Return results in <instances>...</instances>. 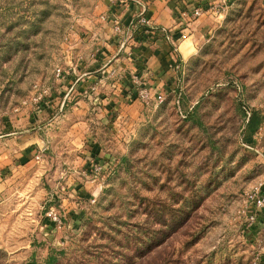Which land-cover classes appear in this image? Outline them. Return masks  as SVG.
<instances>
[{
  "label": "rangeland",
  "instance_id": "1",
  "mask_svg": "<svg viewBox=\"0 0 264 264\" xmlns=\"http://www.w3.org/2000/svg\"><path fill=\"white\" fill-rule=\"evenodd\" d=\"M91 6L0 0V120L34 103L43 89L36 85L50 87L65 37ZM200 52L169 79L168 90L158 89L162 104L144 105L137 127L117 139L103 133L113 160L100 162L104 181L96 182L102 189L95 203L74 194V209L53 205L61 224L44 220L45 202L20 223L0 222V264L85 263L87 250L107 249L91 246L94 237L107 243L115 236L127 247L141 233L153 241L132 264L146 256L145 264H264V210L250 199L264 186V0H236L223 19L215 17ZM79 171L93 178L92 170ZM161 210L170 227L154 223ZM252 213L260 220L250 223ZM137 225L153 230L138 232Z\"/></svg>",
  "mask_w": 264,
  "mask_h": 264
},
{
  "label": "crops",
  "instance_id": "2",
  "mask_svg": "<svg viewBox=\"0 0 264 264\" xmlns=\"http://www.w3.org/2000/svg\"><path fill=\"white\" fill-rule=\"evenodd\" d=\"M91 1L60 53L59 65L71 71L69 79L60 82L54 73L48 94L39 103L26 101L0 120L1 223L5 217H10L9 222H22L41 202L46 204L42 208L48 220L46 211L53 205H65L68 211L77 207L70 196L85 194L88 199L91 188L98 194L102 186L93 178L87 180L88 175L79 170H89L94 160L105 164L106 159L113 160L103 133L111 130L112 138H119L122 131L139 125L147 109L140 100L126 105L112 80L91 97L65 100L71 83L86 87L115 67L127 75L139 74L147 86L168 90L169 79L176 78L201 53L215 31V17L223 19L236 0H144L152 24L171 30L172 39L128 40L125 47L113 26L116 20L126 24L137 8L129 0ZM196 9L203 11L201 16H183ZM39 88L45 86L36 85ZM123 116L128 120L117 131Z\"/></svg>",
  "mask_w": 264,
  "mask_h": 264
},
{
  "label": "built area",
  "instance_id": "3",
  "mask_svg": "<svg viewBox=\"0 0 264 264\" xmlns=\"http://www.w3.org/2000/svg\"><path fill=\"white\" fill-rule=\"evenodd\" d=\"M124 2L126 0H110V2ZM132 4L137 8V11L130 18V20L126 24H122L120 21L116 20L113 29L115 36L119 39L120 45L125 47L128 40H151L157 39L159 37H164L168 40L172 39L171 30L167 28H159L152 24L151 20L147 16L148 5L144 0H129ZM216 11V9H215ZM203 11L201 9L194 10L193 14H189V12H183V16L186 17H199L201 16ZM73 26L71 28V32L73 31ZM66 40L69 39V35L65 37ZM94 57V55H92ZM55 77L58 81L63 82L67 81L70 77L71 71L65 68L62 65H58L55 70ZM127 79L129 80V84L127 83ZM108 80L113 81V86L115 88H120L121 99L123 102L128 105L129 99L131 96H134L135 100H140L145 106L156 104V106L162 104L165 101V95L160 93L156 87L147 86L144 84V80L137 73H130L127 75L125 72H121L118 68H111L110 71L107 72V76L105 78H98L94 83L89 84L86 87H79V85L75 82L70 84V87L65 94V100H74L77 97H91L94 93L99 92L102 89ZM126 83V84H125ZM157 91L154 95L153 89ZM48 94V89L38 90L37 95L35 96V102L39 103L45 95ZM155 102H154V101ZM37 160H40V156L36 157ZM89 170H92V176L95 180L104 181L103 170L104 167L98 160H94L90 165ZM262 184L256 187V191L250 196L252 203L256 208L260 210H264V194H261ZM98 200V194L93 193L91 197V202L95 203ZM46 216L57 224H61V217L55 212L54 208L51 207L47 212ZM256 214L252 213L250 215V223L257 221Z\"/></svg>",
  "mask_w": 264,
  "mask_h": 264
},
{
  "label": "trees",
  "instance_id": "4",
  "mask_svg": "<svg viewBox=\"0 0 264 264\" xmlns=\"http://www.w3.org/2000/svg\"><path fill=\"white\" fill-rule=\"evenodd\" d=\"M134 96H131V98L128 100L129 103L134 102V100H133ZM263 188H264V186H263ZM171 211H172L171 217L173 218L176 215V212L173 208H171ZM77 216H76L77 219H83L85 216V212L82 211ZM154 216H155V222L154 223L160 224L161 226L165 225V227H170V225L168 223L169 220L166 218L163 210H161L159 213H156ZM112 220H110V221H112ZM259 220L260 219H257V221H259ZM136 228H138V232H141L142 231L141 229H144V231H147V230L150 231V229L153 230L152 225L148 226V228H142L141 225H137ZM110 229H114L113 226H111ZM155 231H157V230H155ZM85 235H87L86 232H85ZM144 237H146L147 239H144ZM132 239H134L133 244H129L126 247L123 244V241L118 240L115 236H110V237L108 236L106 238V241H108L107 243L106 242L99 243V242H97L98 238L94 237V242H96V243L90 244L91 246H97L96 244H98V246H100L102 249H105V248H107V249L106 250H100L99 252L98 251L94 252L93 250H87V251H89L88 252L89 257L86 258V262L84 263V262L77 261V264H92L93 262H95L96 264H125L130 260H132V262L130 263V264H132L135 261L133 259L134 257H136V259H137V258H141L142 256H144V254H145L144 249L147 245L151 244V242L153 241V237L147 233H141L138 236L137 235L133 236ZM128 250H132L131 251L132 254H128L127 253ZM60 252H62V251H60ZM60 252H58V253L60 254ZM0 253H1V251H0ZM48 258L51 261L52 259H56L57 256H54V254H50ZM147 259H148V257L146 256V257L140 259L138 261V263L136 262V264H145L147 262L146 261ZM49 260H47V262ZM70 260H74V259H70ZM31 264H35V263L32 262Z\"/></svg>",
  "mask_w": 264,
  "mask_h": 264
}]
</instances>
